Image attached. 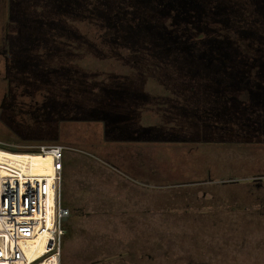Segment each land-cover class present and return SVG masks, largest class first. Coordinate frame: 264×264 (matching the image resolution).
Returning a JSON list of instances; mask_svg holds the SVG:
<instances>
[{"label": "rangeland", "instance_id": "1", "mask_svg": "<svg viewBox=\"0 0 264 264\" xmlns=\"http://www.w3.org/2000/svg\"><path fill=\"white\" fill-rule=\"evenodd\" d=\"M30 1L0 0V51L9 47L8 37L13 39L9 58L14 62L9 69L17 70L16 77L19 76L13 78L11 89L19 78L18 85L28 87H24L25 91L36 92L30 96L26 91L21 97L23 89L16 84V104L20 100L28 104L55 103L50 110L53 117L78 118L73 113L80 104L72 97L92 103L91 88L96 86L90 83L83 97L82 83L76 82L70 88L67 78L79 80V66H68L66 71L68 59L59 48L39 51L33 45L31 53L39 65L29 66L27 59L22 61L23 56H29L26 39L35 38L37 28ZM175 2L182 6L185 19L197 21L205 16L203 10L211 6L208 0ZM224 5L238 6L244 17L254 13L258 18L254 10L260 5L258 0H225ZM169 8L172 7L168 5L166 9ZM258 10L262 16L261 7ZM232 21L236 23V19ZM76 62L85 67L84 77L90 81L97 80L95 70L100 78L107 77L110 71L130 72L113 60L92 55ZM4 65L0 57V140L26 151L37 144L18 141L15 131L24 130L25 126L19 128L17 124L28 117L10 109L9 94L3 102L4 93H9ZM54 82L58 89L61 82L69 88L67 96L62 95V90L55 93ZM248 84L256 88V82ZM258 89L259 92L261 88ZM146 90L158 95L167 93L154 79L146 82ZM261 91L263 95L257 94L248 102L241 100L245 94L239 96L234 107L231 102L221 116L212 118L208 112L194 109L195 105L188 107L189 111L169 106L172 117L167 101L160 103L166 114H157L163 112L160 109L145 108L137 123L155 134L154 143L103 141L104 123L96 118L60 123V140L53 143L66 146L64 204L70 214L73 208H82L67 223L62 264H264ZM56 122L59 121L50 117L43 132L50 134ZM173 128L179 137L167 132Z\"/></svg>", "mask_w": 264, "mask_h": 264}, {"label": "trees", "instance_id": "2", "mask_svg": "<svg viewBox=\"0 0 264 264\" xmlns=\"http://www.w3.org/2000/svg\"><path fill=\"white\" fill-rule=\"evenodd\" d=\"M175 1L177 0L30 1L32 18L36 20L34 27L37 28L34 29L35 38L31 41L26 39L29 56H23L22 61L27 59L29 66L39 65L34 63L36 59L31 53L32 45L39 51L59 48L68 59L66 71L68 66H79L80 69L77 71L79 80L73 76L67 78L70 88L76 82L82 83L83 97V92L89 89L90 83L96 86L91 88L92 103L81 101L77 96L72 97L80 104L73 113L78 118L61 117L59 120L50 115L55 103L49 105L45 101L42 104H28L20 100V104H16L18 78L10 96H7L10 109L16 113L21 111L22 116L28 117V120L23 121L25 124H17L19 128L25 126L24 130L15 131L18 141L35 144L57 142L61 137L58 128L60 123L85 122L96 118L104 123L103 141L154 143L157 141L155 134L137 123L145 108H152L153 111L160 109L164 113L157 114H166L164 105L160 104L164 101H167L168 109L169 106L176 108L177 105V108L180 106L184 111H189L188 107L194 108L195 105L194 109L208 112L212 118L221 116L231 102L234 107L236 99L241 95H246L241 99L244 102L263 95L264 0H258L260 5L254 9L255 13L258 12V18L254 13L252 17H244L238 6L224 5L225 0H208L211 6L203 10L205 16L199 21L194 18L185 19L182 6H178ZM168 5L172 8L166 9ZM259 7L262 16L259 15ZM187 11L191 13L190 9ZM232 19H236V23ZM15 36L19 34L14 35V40L17 41ZM12 41L8 37L10 55ZM89 55L100 60H113L130 69V72L110 71L107 77L100 78L99 72L95 70L96 73H93H98L97 80H86L84 74L87 72L82 69L85 67L80 66L76 60ZM13 62L11 59L10 63ZM16 72L17 70L10 71L8 68L11 83L13 78L19 77H16ZM44 74L46 75L45 72ZM151 79L163 85L167 93L158 95L146 90V82ZM249 81H253V84L256 82L257 91L254 85L248 86ZM54 83L56 87L57 84ZM60 86L61 88L54 89L55 93L62 90V95L67 96L69 88L62 82ZM18 87L23 89L21 97L27 92L36 94L35 89L26 92V85ZM258 88H261L259 92ZM200 104L202 107H197ZM170 111L169 116L172 117L173 111ZM83 113L89 116L85 117ZM228 113L232 115V112ZM61 114L65 115L64 112ZM50 117L59 122L51 126H55L57 130L51 129L48 134L43 132V128ZM175 129L167 132H173L179 137V132ZM11 150L22 151L16 147ZM79 209H72L66 220V228L71 217L78 215Z\"/></svg>", "mask_w": 264, "mask_h": 264}, {"label": "built area", "instance_id": "3", "mask_svg": "<svg viewBox=\"0 0 264 264\" xmlns=\"http://www.w3.org/2000/svg\"><path fill=\"white\" fill-rule=\"evenodd\" d=\"M12 147L0 140V264H62L70 216L62 191L66 146Z\"/></svg>", "mask_w": 264, "mask_h": 264}, {"label": "flooded vegetation", "instance_id": "4", "mask_svg": "<svg viewBox=\"0 0 264 264\" xmlns=\"http://www.w3.org/2000/svg\"><path fill=\"white\" fill-rule=\"evenodd\" d=\"M5 49H7V51L5 52V54H0V57H2L4 59V63H5L4 67H5V71H6V76L4 79L7 80V85L9 87V93L8 92L4 93L3 102L5 101V97H7L8 94L11 93V85H12L11 80L8 77V68H9V64H10V58H9L10 57V50H9V48H4L3 50H5ZM3 50H1L0 52H2ZM28 95L32 96V94H28ZM259 185H260V187H263V184H259Z\"/></svg>", "mask_w": 264, "mask_h": 264}, {"label": "bare ground", "instance_id": "5", "mask_svg": "<svg viewBox=\"0 0 264 264\" xmlns=\"http://www.w3.org/2000/svg\"><path fill=\"white\" fill-rule=\"evenodd\" d=\"M2 155H3V153H0V158H2ZM19 158H22L23 161H26L29 158V156H27V154H23L22 156H19ZM39 159H40L39 157L38 158L34 157L35 161H39ZM34 160H33V163H34ZM38 170H41V168H38Z\"/></svg>", "mask_w": 264, "mask_h": 264}, {"label": "water", "instance_id": "6", "mask_svg": "<svg viewBox=\"0 0 264 264\" xmlns=\"http://www.w3.org/2000/svg\"><path fill=\"white\" fill-rule=\"evenodd\" d=\"M6 51H7V49H5L2 52H0V54H5ZM65 220H67V218Z\"/></svg>", "mask_w": 264, "mask_h": 264}, {"label": "crops", "instance_id": "7", "mask_svg": "<svg viewBox=\"0 0 264 264\" xmlns=\"http://www.w3.org/2000/svg\"><path fill=\"white\" fill-rule=\"evenodd\" d=\"M142 149H143V148H139V150H141V151H142ZM143 151H145V149H144Z\"/></svg>", "mask_w": 264, "mask_h": 264}]
</instances>
